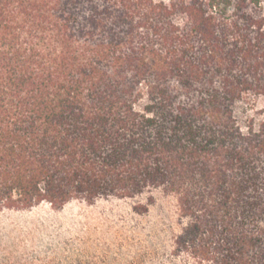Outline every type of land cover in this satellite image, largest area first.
Wrapping results in <instances>:
<instances>
[{
  "label": "trees",
  "instance_id": "obj_1",
  "mask_svg": "<svg viewBox=\"0 0 264 264\" xmlns=\"http://www.w3.org/2000/svg\"><path fill=\"white\" fill-rule=\"evenodd\" d=\"M263 4L0 0V211L164 186L208 201L213 264H264V136L233 111L264 94Z\"/></svg>",
  "mask_w": 264,
  "mask_h": 264
},
{
  "label": "rangeland",
  "instance_id": "obj_2",
  "mask_svg": "<svg viewBox=\"0 0 264 264\" xmlns=\"http://www.w3.org/2000/svg\"><path fill=\"white\" fill-rule=\"evenodd\" d=\"M233 111L243 132L264 136V94L246 93ZM190 203L186 208L177 192L161 186L135 197L73 201L61 209L44 203L2 210L0 264H213L209 233L190 229L194 220L207 219L208 201L194 197ZM220 219L213 225L221 227ZM224 235L220 228L215 242Z\"/></svg>",
  "mask_w": 264,
  "mask_h": 264
}]
</instances>
